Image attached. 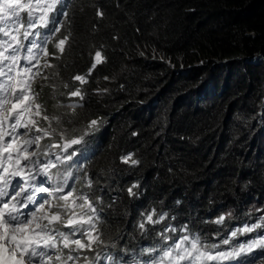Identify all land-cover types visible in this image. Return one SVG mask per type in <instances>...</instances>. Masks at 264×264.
Masks as SVG:
<instances>
[{"label":"clouds","instance_id":"1","mask_svg":"<svg viewBox=\"0 0 264 264\" xmlns=\"http://www.w3.org/2000/svg\"><path fill=\"white\" fill-rule=\"evenodd\" d=\"M24 2L27 3L28 0ZM45 2L50 3L51 0ZM106 3L107 0H59L56 10L50 14L49 23L42 25L36 16L33 17L37 21L33 28L28 27L27 12H21L20 23L16 27L21 25L23 27H20L19 33L15 31L12 33L23 45L12 73L14 79L8 81L7 77H0V84L9 88L10 98H14L10 93V86L13 83L18 91L21 88L27 89L32 119L36 121L33 131L37 128L42 130L38 147L41 152H46L48 145H55L56 154H63L62 163L70 165L67 171L72 173L68 179L71 184L70 190L74 193L73 198L80 203L82 202L80 198L86 197L96 209L94 214L99 222L97 227L100 229L98 235L104 237L105 252H111L117 258L123 257L129 264L133 259L143 264L146 254L141 253L140 249L152 245L164 223L149 225L146 221H142V217L146 214H153L156 218L159 214H166L170 226H175L179 230L181 225L187 224L194 231L201 233L202 239L207 237L208 243H218L219 237L235 239L240 243L250 238L258 239L259 237L253 233L232 238L230 230L235 231L246 224L262 222L259 217L260 210H264V187L256 191L249 186L250 183L244 182L240 177L239 182L242 187L240 196H229L219 200L209 198L207 201L204 199L193 201L190 197L185 198L168 191L156 192L149 178L147 151L137 148L133 143L123 147L119 145V141L124 137L127 141L131 140L130 131L132 135L137 131L133 127L127 131L125 121L131 110L137 112L135 118H138L142 112L148 117L146 122L140 120L146 136L151 131L155 138L168 134L172 120L166 109L167 101L160 102L158 99L165 87V81L155 89V83H150L147 87L145 80L139 85L140 90L135 93L134 98L126 103L124 101L129 94L119 96L127 88V84L118 78L119 72L125 67V60L134 61L135 55L137 60L146 59L148 62L160 59L155 58L153 53L157 47L147 48L136 45L132 53L128 52L129 42L120 70L113 68L114 56L111 49L106 41H100L102 21L107 12ZM33 11L38 10L33 9ZM0 27L3 25L0 24ZM56 28H59L58 32L54 30ZM25 30L30 34L27 39L22 35ZM3 39L6 38L0 33V40ZM60 40H64L63 45H60ZM33 43L36 47L29 53L27 49L32 47ZM260 53V51L256 52V57ZM5 54H11V50ZM81 55L82 61L79 60ZM240 58L246 61L251 56ZM172 62L169 60L165 63L171 66L173 75L190 68V65L186 66L180 62L176 65ZM227 62L228 60L210 56L205 62L199 63V66L207 67L208 72L202 78L197 79L196 76L193 82L185 83L179 88V92L171 98L172 109L183 101L187 107L200 111L228 99L230 93L236 92L237 87L232 80H217L216 73L218 68ZM25 68L29 69L27 73L23 71ZM137 76L139 78L140 70ZM119 81L123 88L118 92L114 87ZM207 84H210L213 90L210 95H205L204 89ZM4 94V90L0 89V96ZM236 98H229L227 104L226 111L231 115L235 113L236 108L233 107V103ZM92 121L96 123L93 124ZM240 128L243 131L248 128L251 132L248 144L246 142L239 145V149L243 146L245 151L252 149L251 155L254 156V161L264 165V152L258 144L259 135L264 134L263 93L261 104L255 105V111ZM17 131L23 133L24 130ZM43 133L48 135L45 136ZM31 136L32 134L29 133L27 138L30 139ZM240 137L239 134L235 136L237 139ZM23 138L21 137V141ZM8 139L9 137L6 136L5 140ZM72 139L80 143L71 145ZM29 150H36V146H30ZM68 155L73 159L66 160ZM58 170L64 171L62 164H57L56 168L50 169V172L55 175ZM261 177L262 180H256L264 182V170L261 172ZM47 182V177L40 178V186L49 187L48 193L40 194L41 200L50 207L53 201L61 204L60 193L64 185L62 183L48 185ZM50 183L52 182L49 181ZM133 185L137 187L133 188L130 196L127 189ZM177 200L181 201L179 205L176 204ZM220 216L225 217L224 222L215 223ZM173 217L175 219H172ZM140 222H145L146 228H155L156 232L141 237L138 228H134ZM63 230L68 231L66 227ZM256 232H264V229H256ZM76 238H80L79 233L76 234ZM113 241L117 244V248L110 247ZM99 253L100 248L93 245L92 249L80 251V260L68 261L67 264H83L85 256L91 261L92 257ZM100 264H110V262L104 260L101 255Z\"/></svg>","mask_w":264,"mask_h":264},{"label":"trees","instance_id":"2","mask_svg":"<svg viewBox=\"0 0 264 264\" xmlns=\"http://www.w3.org/2000/svg\"><path fill=\"white\" fill-rule=\"evenodd\" d=\"M106 10L100 41H106L111 49L114 69L120 70L129 42L131 53L136 45L157 47L153 53L160 60H137L135 55L136 60H125L118 74L127 84L119 94H129L124 103L134 98L145 80L147 87L155 83V89L165 81L158 99L167 101L172 120L168 134L155 138L151 131L144 135L140 120L146 122L148 117L142 112L135 118L137 112L131 110L125 121L127 131L132 127L137 131L135 135L129 132L131 140L124 137L119 141L121 147L133 143L147 151L154 190L193 201L219 200L241 195L240 177L254 190L262 189L264 182L256 179L262 180L264 165L254 161L252 149L245 151V146H238L248 144L251 130L240 127L249 120L255 105L261 104L264 94V0H107ZM210 56L228 60L216 71L217 80H232L236 92L200 111L183 101L172 109L171 98L179 88L208 72L199 63ZM241 56L251 58L243 61ZM169 60L190 68L173 75L165 63ZM121 81L114 87L118 92L123 88ZM231 97H237L232 115L226 111ZM238 134L241 137L237 139Z\"/></svg>","mask_w":264,"mask_h":264},{"label":"snow or ice","instance_id":"3","mask_svg":"<svg viewBox=\"0 0 264 264\" xmlns=\"http://www.w3.org/2000/svg\"><path fill=\"white\" fill-rule=\"evenodd\" d=\"M58 2L59 0H51L50 3L45 0H35L34 3L33 0H28L27 3L24 0H0V24L3 25L0 33L6 38L0 40V49H3L0 50V77H7L8 81L14 79L12 73L23 45L12 33H19L20 27H23H16L20 23L21 12H27L29 28L36 26L37 21L33 18L36 16L42 25H47ZM33 9L38 11L34 12ZM54 30L58 32L59 28ZM22 35L27 39L30 34L25 30ZM59 43L63 45L64 40ZM34 47L35 43L27 51L31 53ZM9 50L11 54L6 55ZM23 71L27 73L29 69L25 68ZM0 89L5 93L0 96V264H67L68 261L80 260V251L92 249L93 245L100 248V253L93 256L91 261L85 256L83 264H100L101 255L110 264H129L123 257L117 258L111 252H105L104 237L98 235L100 229L94 214L96 209L86 197H81L80 203L73 198L74 193L70 190L68 179L72 173L67 171L70 165L62 163L63 154H56L55 145H48L46 152L40 151L38 146L42 130L37 128L33 131L36 121L32 119L27 89L21 88L18 91L13 83L10 93L14 98H10L9 88L5 85L0 84ZM35 107L37 109V105ZM92 123L95 124L96 121ZM18 129H23V133L18 132ZM29 133L32 134L30 139L27 138ZM6 136L9 137L7 141ZM21 137H24L22 141ZM78 143L80 141L71 140V145ZM32 145L36 146V150H29ZM72 159L68 155L66 160ZM57 164H62L64 171L58 170L53 175L50 169L56 168ZM41 177L48 178V185H64L60 193L61 204L53 201L50 207L41 200L40 194L49 192L48 186H40ZM49 181L52 183L49 184ZM135 187L137 185L127 189L130 196ZM180 203V200L176 201L177 205ZM259 218L261 223L246 224L235 231L230 230L232 238L253 233L258 239L250 238L240 243L235 239L219 237L218 243H208L207 237L202 239V234L187 224L181 225L179 230L170 226L166 214H159L158 218L153 214H146L142 221L147 224L164 223L152 245L140 249L141 253L146 254L143 264H264V232H256V229H264V210H260ZM224 220L225 217L220 216L215 223L221 224ZM65 227L67 232L63 230ZM134 228H138L141 237L156 232L155 228H146L145 222H140ZM77 233L80 238H76ZM110 247L118 246L113 241ZM130 264H140V261L133 259Z\"/></svg>","mask_w":264,"mask_h":264},{"label":"rangeland","instance_id":"4","mask_svg":"<svg viewBox=\"0 0 264 264\" xmlns=\"http://www.w3.org/2000/svg\"><path fill=\"white\" fill-rule=\"evenodd\" d=\"M204 91L206 92L205 93V95H210L212 92H213V90H212V87H211V85L210 84H207L206 86H205V89H204ZM192 99H190V101H191ZM259 141H258V144H259V147L261 148V150H263V152H264V134H260L259 135Z\"/></svg>","mask_w":264,"mask_h":264}]
</instances>
